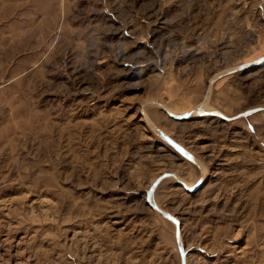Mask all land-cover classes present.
I'll use <instances>...</instances> for the list:
<instances>
[{
    "label": "rangeland",
    "instance_id": "rangeland-1",
    "mask_svg": "<svg viewBox=\"0 0 264 264\" xmlns=\"http://www.w3.org/2000/svg\"><path fill=\"white\" fill-rule=\"evenodd\" d=\"M0 264H264V0H0Z\"/></svg>",
    "mask_w": 264,
    "mask_h": 264
}]
</instances>
